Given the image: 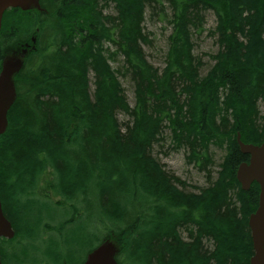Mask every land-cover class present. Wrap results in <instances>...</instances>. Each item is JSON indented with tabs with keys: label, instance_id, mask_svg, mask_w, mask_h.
Listing matches in <instances>:
<instances>
[{
	"label": "trees",
	"instance_id": "trees-1",
	"mask_svg": "<svg viewBox=\"0 0 264 264\" xmlns=\"http://www.w3.org/2000/svg\"><path fill=\"white\" fill-rule=\"evenodd\" d=\"M39 6L8 10L0 31V71L11 52L29 50L0 137V199L16 232L0 239L2 264H84L109 241L119 264H250L261 187L238 181L250 156L237 138L264 143V0ZM207 13L220 49L202 76L194 36ZM148 18L172 27L163 69L144 52L154 46ZM121 78L135 87L134 106ZM165 142L207 187L189 191L161 165ZM213 148L226 152L220 164Z\"/></svg>",
	"mask_w": 264,
	"mask_h": 264
},
{
	"label": "water",
	"instance_id": "water-1",
	"mask_svg": "<svg viewBox=\"0 0 264 264\" xmlns=\"http://www.w3.org/2000/svg\"><path fill=\"white\" fill-rule=\"evenodd\" d=\"M40 0H0V31L3 18L9 9L20 8L30 11L39 8ZM7 63V62H5ZM3 64L0 73V137L5 134L9 124V112L17 99L14 76L22 70L24 61ZM240 152L249 155V162H244L237 170V178L244 191L256 183L261 187L258 210L249 218V228L254 244V256L250 264H264V143L261 146L245 144L240 135L237 138ZM16 232L12 223L6 218L0 199V239H13ZM117 250L113 242H104L92 250L84 264H119L116 260ZM0 264H2L0 259Z\"/></svg>",
	"mask_w": 264,
	"mask_h": 264
},
{
	"label": "rangeland",
	"instance_id": "rangeland-1",
	"mask_svg": "<svg viewBox=\"0 0 264 264\" xmlns=\"http://www.w3.org/2000/svg\"><path fill=\"white\" fill-rule=\"evenodd\" d=\"M39 9L40 6L39 8H31L30 10ZM111 10L106 11V14L111 15ZM207 14L208 15L206 17L205 23L206 32L203 36H194L196 44V55L200 56L202 58V61H204V67L200 70L202 76H206L210 68L214 66L215 62L210 59V56L216 55V53L220 49L217 44V39L211 37L209 34V32L213 31L216 27V18L211 13ZM145 28L150 35V39L153 40L154 46H144V52H146L147 58L150 63H152L158 69H163L166 65L165 57L168 52V38L169 35H171L172 33V27L170 24L168 25L167 23L161 21H157L156 23L152 22L148 18L146 21ZM28 52V48H24L19 53L11 52L2 63V66L5 62H7L5 64L9 65L10 63H16L20 60L24 61ZM90 78L93 79L91 75ZM121 82L123 84V87H125L127 99L129 100L131 106H134L136 100L135 87L128 78H121ZM90 89L92 91L94 89L92 83ZM260 109L263 113V104L260 105ZM118 118L120 122H127L128 119V117L125 118V116L121 114L118 115ZM168 134H170V132H167V135ZM163 144V149H156L154 156L157 157L161 165L164 166L167 171L171 172L174 176L176 175L183 181L188 182V184L192 185L194 188H187L189 191L198 192L195 187L199 188L208 186L205 174L199 169H197L194 165L187 164L186 154L184 153V151H173V149H171L170 147V143L165 142ZM212 153H214V159L217 164H220L224 156L226 155V152L224 150H218L217 148H213ZM215 170L218 171L219 168L216 167Z\"/></svg>",
	"mask_w": 264,
	"mask_h": 264
}]
</instances>
